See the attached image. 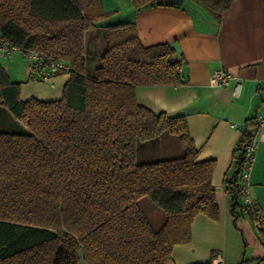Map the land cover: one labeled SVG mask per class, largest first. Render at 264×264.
<instances>
[{
	"label": "trees",
	"instance_id": "obj_1",
	"mask_svg": "<svg viewBox=\"0 0 264 264\" xmlns=\"http://www.w3.org/2000/svg\"><path fill=\"white\" fill-rule=\"evenodd\" d=\"M192 1L218 20L232 0ZM110 13L101 0H0L4 42L70 65L56 100H22L23 81L0 65V264H166L196 214L218 218L214 161L196 160L186 119L136 102L137 86L182 83L174 49L142 45L134 23L106 25L100 64L88 71L85 32ZM256 132L246 120L242 141ZM162 133L178 135L183 155L137 163V146ZM237 175L227 181L234 216ZM143 197L161 208L160 226Z\"/></svg>",
	"mask_w": 264,
	"mask_h": 264
},
{
	"label": "crops",
	"instance_id": "obj_2",
	"mask_svg": "<svg viewBox=\"0 0 264 264\" xmlns=\"http://www.w3.org/2000/svg\"><path fill=\"white\" fill-rule=\"evenodd\" d=\"M125 4L121 13H114L85 32L88 71L93 72L100 64L106 48V25L134 23L142 45H170L182 66V83L137 86L136 102L155 113L184 117L197 151L196 160L214 161L211 183L218 218L196 214L190 240L175 244L166 264H204L216 254L221 255L224 264H264L260 224L254 214L243 212L239 206L234 216L227 188V181L237 171V143L246 120L264 113V0H232L218 20L192 0L139 9L131 0H125ZM102 6L106 11L115 9ZM0 65L10 81H23L22 100L59 99L69 78V73H57L49 81L32 79L21 50L0 52ZM219 68L238 79L237 95L233 94L235 80L225 85L209 84V76ZM251 197L257 214L264 219V143L257 147Z\"/></svg>",
	"mask_w": 264,
	"mask_h": 264
},
{
	"label": "built area",
	"instance_id": "obj_3",
	"mask_svg": "<svg viewBox=\"0 0 264 264\" xmlns=\"http://www.w3.org/2000/svg\"><path fill=\"white\" fill-rule=\"evenodd\" d=\"M14 50H20L16 45L4 42L0 38V52L11 53ZM28 60V68L31 78L37 81H49L57 73H68L70 65L67 61L60 58L44 57L35 51L25 53ZM174 61V58H171ZM182 66L179 63L177 71L181 73ZM235 80L233 94L238 93V79L227 70L219 68L214 70L209 76V84L213 86L225 85ZM257 132L254 137L247 142L242 141V136L237 143L238 156L236 164L238 175L235 183V191L238 195L239 202L243 212L254 214L256 217L255 203L251 197V173L256 162V152L259 144L264 143V113L256 116ZM256 223L259 221L256 218ZM204 264H224L220 254L214 255Z\"/></svg>",
	"mask_w": 264,
	"mask_h": 264
},
{
	"label": "rangeland",
	"instance_id": "obj_4",
	"mask_svg": "<svg viewBox=\"0 0 264 264\" xmlns=\"http://www.w3.org/2000/svg\"><path fill=\"white\" fill-rule=\"evenodd\" d=\"M101 3L106 6V8H108V6H113V8H115L110 9L111 13L106 17L108 19L114 13H121L126 6L125 0H101ZM104 10L106 11V9ZM14 52H16V50H14ZM181 149H183V147L178 135L162 133L159 137L137 146L136 162L148 163L179 157L183 155V150ZM139 203L144 206V213L152 227L160 226L164 220V214L161 208L154 204L148 197H143Z\"/></svg>",
	"mask_w": 264,
	"mask_h": 264
},
{
	"label": "water",
	"instance_id": "obj_5",
	"mask_svg": "<svg viewBox=\"0 0 264 264\" xmlns=\"http://www.w3.org/2000/svg\"><path fill=\"white\" fill-rule=\"evenodd\" d=\"M168 2H170L172 5H179L182 2V0H169ZM152 4H158V2L157 1H152L148 5H152ZM237 173H238V167H237Z\"/></svg>",
	"mask_w": 264,
	"mask_h": 264
}]
</instances>
